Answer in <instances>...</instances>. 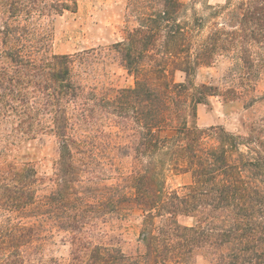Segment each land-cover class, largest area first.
<instances>
[{"label":"trees","instance_id":"1","mask_svg":"<svg viewBox=\"0 0 264 264\" xmlns=\"http://www.w3.org/2000/svg\"><path fill=\"white\" fill-rule=\"evenodd\" d=\"M134 2L144 4L138 25L115 48L135 86L99 96L75 80L77 55L47 48V20L77 11V0H0V128L59 139L57 187L42 197L36 168L0 149V264H45L44 224L69 233V264H264V136L200 128L197 107L219 89L193 80L237 50L248 80L264 73V0H227L192 19L181 0ZM102 148L117 155L111 168L98 160ZM118 158L129 160L122 182L83 175L91 164L116 170ZM166 164L191 172L192 183L168 190ZM134 211L139 246L129 254L105 227Z\"/></svg>","mask_w":264,"mask_h":264},{"label":"rangeland","instance_id":"2","mask_svg":"<svg viewBox=\"0 0 264 264\" xmlns=\"http://www.w3.org/2000/svg\"><path fill=\"white\" fill-rule=\"evenodd\" d=\"M185 3L183 19H192L194 13L209 18V15L227 3V0H181ZM234 3L239 0H233ZM78 9L75 12L65 11L47 20V48L50 53H71L77 55L75 63V80L86 90L101 95H113L122 89L135 86V77L122 64L115 48L117 42L125 39L129 30L138 25L137 10L143 8V2L134 0H77ZM220 22L223 20L217 18ZM209 26L197 34L202 39L209 32ZM254 57L257 59V56ZM246 69L240 58V52H227L218 56L209 66L196 69L193 80L198 86L207 84L219 89V93L209 96L206 103L197 107L196 123L200 128L221 126L234 134L248 135L255 128L264 136V73L258 78L248 80ZM176 81H183L185 76L176 70L172 76ZM235 88L239 96L234 100L226 99L224 93ZM105 128L110 129L106 126ZM0 149L8 147L7 157L17 163H30L38 173V195L50 193L57 187L59 178V139L53 131L43 133L17 134L5 136L10 129L0 128ZM84 131H82L83 133ZM90 132V131H89ZM20 133V132H19ZM90 132L88 135H94ZM172 135L173 131L164 132ZM99 140V139H98ZM124 140V139H121ZM210 141H213L211 138ZM104 148L101 149L103 151ZM117 155L102 152L98 157L107 168H111L109 159ZM80 158V157H79ZM82 158V157H81ZM119 171L99 170L95 164L88 166L84 176L112 175L106 183L122 182L120 175L128 171L129 160L114 159ZM82 175V176H83ZM164 178L168 190L182 191L193 181L191 172L181 170L172 164L165 165ZM139 212L134 211L121 220H111L105 227L111 229L109 235L114 242L119 241L126 253H134L139 244L138 237L141 228ZM3 216L0 212V222ZM186 224L194 223L193 218H181ZM44 240L42 259L45 264H69L71 256L70 235L57 226L43 225ZM41 259V255L38 256ZM191 264H206L198 259Z\"/></svg>","mask_w":264,"mask_h":264}]
</instances>
